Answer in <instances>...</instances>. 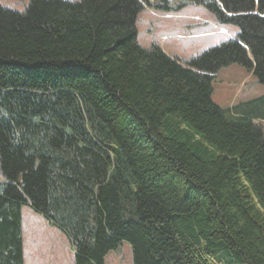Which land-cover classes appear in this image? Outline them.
Returning <instances> with one entry per match:
<instances>
[{
  "label": "trees",
  "instance_id": "1",
  "mask_svg": "<svg viewBox=\"0 0 264 264\" xmlns=\"http://www.w3.org/2000/svg\"><path fill=\"white\" fill-rule=\"evenodd\" d=\"M202 5L238 39L189 60L137 20ZM264 84V0L0 3V264H24L22 209L64 231L75 264H264V93L224 107L223 66Z\"/></svg>",
  "mask_w": 264,
  "mask_h": 264
},
{
  "label": "rangeland",
  "instance_id": "2",
  "mask_svg": "<svg viewBox=\"0 0 264 264\" xmlns=\"http://www.w3.org/2000/svg\"><path fill=\"white\" fill-rule=\"evenodd\" d=\"M0 3L24 12L30 0H0ZM138 15L139 43L144 47L157 44L163 51L182 60H189L210 47L220 45L239 32L236 25L218 24L215 15L202 5L191 4L170 13L146 8ZM222 26L230 35L221 30ZM249 71L239 63L223 66L213 81L211 98L221 106L232 107L235 103L239 105L262 95L264 84ZM255 122L264 129L263 119ZM2 179L0 169V181ZM21 216L24 264H75V252L64 231L28 205L23 207ZM132 259L131 248L124 241L119 248L107 254L105 262L132 264Z\"/></svg>",
  "mask_w": 264,
  "mask_h": 264
},
{
  "label": "crops",
  "instance_id": "3",
  "mask_svg": "<svg viewBox=\"0 0 264 264\" xmlns=\"http://www.w3.org/2000/svg\"><path fill=\"white\" fill-rule=\"evenodd\" d=\"M216 21H217V20H216ZM218 24H219V23H218ZM216 25H217V23H215V26H216ZM220 25H221V24H220ZM221 30H222V31H225L227 34H229L228 29L225 28L224 26L221 27ZM238 33H239V32H238ZM238 33H237L236 35L233 34V35H232V38H230V39H238V36H237ZM229 35H230V34H229ZM233 36H234V37H233ZM250 73H252V72H250ZM250 75H252V74H250Z\"/></svg>",
  "mask_w": 264,
  "mask_h": 264
}]
</instances>
